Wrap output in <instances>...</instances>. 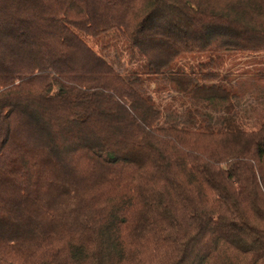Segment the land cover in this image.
<instances>
[{"label":"trees","instance_id":"16d2710c","mask_svg":"<svg viewBox=\"0 0 264 264\" xmlns=\"http://www.w3.org/2000/svg\"><path fill=\"white\" fill-rule=\"evenodd\" d=\"M114 30L147 85L84 39ZM227 53L264 0H0V264H264V119L178 67Z\"/></svg>","mask_w":264,"mask_h":264},{"label":"rangeland","instance_id":"374dc122","mask_svg":"<svg viewBox=\"0 0 264 264\" xmlns=\"http://www.w3.org/2000/svg\"><path fill=\"white\" fill-rule=\"evenodd\" d=\"M84 39L97 53L106 57L121 73L131 75L136 73L140 75L141 82L147 85L148 81L143 77L146 61L122 38L120 31L114 30L103 38L93 39L84 36ZM200 64H203V67ZM178 67L188 71H198L201 68L205 72L218 71L222 75L229 73L231 75L229 79L235 86L234 90L239 92V94L236 93L239 99L246 100L248 98L247 101H250L248 103L256 106V120L247 123L245 128L256 130L260 127L264 119V54L248 56L240 53H227L220 55V58L215 60H211L210 55L207 54L186 55L182 57ZM251 84L256 87L254 86L253 89ZM153 88L154 85L151 86V89ZM253 90L258 91L257 97L259 100L257 101L262 99V105H258L256 97L249 96ZM211 114L217 115L213 112ZM185 116V123L182 122L180 125L193 129L189 125L188 114H185ZM162 125L164 126V123Z\"/></svg>","mask_w":264,"mask_h":264}]
</instances>
